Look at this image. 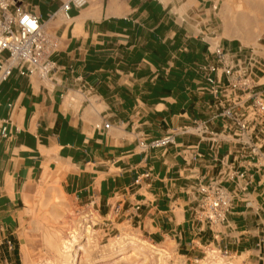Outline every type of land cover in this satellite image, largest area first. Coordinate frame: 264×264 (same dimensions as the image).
Masks as SVG:
<instances>
[{"label":"crops","instance_id":"crops-1","mask_svg":"<svg viewBox=\"0 0 264 264\" xmlns=\"http://www.w3.org/2000/svg\"><path fill=\"white\" fill-rule=\"evenodd\" d=\"M67 1L20 0L56 46L46 74L14 70L0 84V264H20L37 215L85 205L103 228L174 256L214 248L264 264V122L222 70L214 94L199 69L221 66L217 49L233 66L264 65V43L249 40L264 0H86L66 15ZM254 81L264 92V70ZM185 127L171 145H140ZM209 183L230 199L224 221L198 218Z\"/></svg>","mask_w":264,"mask_h":264},{"label":"built area","instance_id":"built-area-1","mask_svg":"<svg viewBox=\"0 0 264 264\" xmlns=\"http://www.w3.org/2000/svg\"><path fill=\"white\" fill-rule=\"evenodd\" d=\"M85 3L86 0H68L63 5V11L67 15L72 5L82 6ZM55 46L44 32L43 23L37 13L25 10L20 0H0V84L7 80L14 70L21 75L46 74L51 68L48 57ZM216 54L221 63L220 67L215 64L199 67L210 85V91L218 94L226 89L220 88L216 76L219 70H222V73L228 77L227 88L249 95L251 102L247 108L264 122V92L256 89L254 81V74L258 70H264V65L249 56L247 63L233 66L227 63L226 55L222 50L217 49ZM224 114L233 118L241 129H247L248 124L239 119L233 109L228 108ZM204 125L205 123L194 122L193 128L200 132ZM104 126L108 128L109 124ZM188 131V127H185L160 138L141 141L140 145L150 148L165 147L175 142V133ZM1 135L7 136L6 125L2 126ZM199 193L198 218L209 223L224 221L231 202L223 188L217 183L201 184Z\"/></svg>","mask_w":264,"mask_h":264},{"label":"rangeland","instance_id":"rangeland-1","mask_svg":"<svg viewBox=\"0 0 264 264\" xmlns=\"http://www.w3.org/2000/svg\"><path fill=\"white\" fill-rule=\"evenodd\" d=\"M251 24L259 33L249 38L250 45L264 43V13L257 14ZM49 212L37 215L39 223L30 224L23 231L20 264H59L58 252L64 250V242L70 243L67 245L70 250H77L78 264H235L231 257L214 248H205L197 257L184 259L149 244L133 231L103 228L99 214L90 206H71L64 215H57L51 206ZM86 225L91 227L89 234L83 230ZM119 242L124 250L116 252Z\"/></svg>","mask_w":264,"mask_h":264},{"label":"bare ground","instance_id":"bare-ground-1","mask_svg":"<svg viewBox=\"0 0 264 264\" xmlns=\"http://www.w3.org/2000/svg\"><path fill=\"white\" fill-rule=\"evenodd\" d=\"M84 221H86V220H84ZM83 230L85 231L86 234H89V232L91 231L90 225L84 226ZM69 244L68 243L65 244V242H64V245H63L64 250L61 252H58V255L60 256L59 264H78L80 257L77 254V250H75V251L70 250V248L67 246ZM117 245L118 246L116 247V249H117L116 252H120V251L124 250V245L122 242H119ZM132 248H134L133 245H132L131 249Z\"/></svg>","mask_w":264,"mask_h":264}]
</instances>
